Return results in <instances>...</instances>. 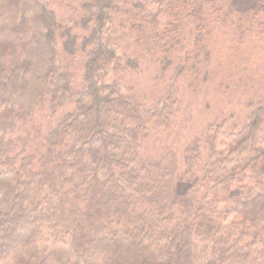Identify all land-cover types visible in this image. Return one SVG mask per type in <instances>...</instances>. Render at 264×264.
Returning a JSON list of instances; mask_svg holds the SVG:
<instances>
[{
    "label": "trees",
    "instance_id": "trees-1",
    "mask_svg": "<svg viewBox=\"0 0 264 264\" xmlns=\"http://www.w3.org/2000/svg\"><path fill=\"white\" fill-rule=\"evenodd\" d=\"M63 1L78 11L59 21L51 0H0V264H264V100L243 128H208L201 178L195 146L183 175L146 160L144 137L177 125L175 84L137 102L120 83L136 60L114 29L118 1ZM243 6L264 14V0ZM60 40L69 57L90 47L79 88ZM46 104L74 108L35 158L13 132Z\"/></svg>",
    "mask_w": 264,
    "mask_h": 264
},
{
    "label": "rangeland",
    "instance_id": "rangeland-1",
    "mask_svg": "<svg viewBox=\"0 0 264 264\" xmlns=\"http://www.w3.org/2000/svg\"><path fill=\"white\" fill-rule=\"evenodd\" d=\"M117 1L114 29L136 60L120 83L146 107L164 98L173 83L177 90V125L148 133L142 140L144 157L159 161L163 156L183 175L188 149L195 146L200 152L195 173L201 178L210 158L208 128L227 122V130L237 131L264 100V14L246 10L247 0H196L195 5L192 0ZM149 2H154L152 11L147 10ZM220 2L222 8L215 10ZM51 8L59 21L70 19L76 10L63 0H51ZM126 10L133 13L130 18L124 17ZM58 51L71 63L74 88H79L90 47L69 57L60 40ZM73 108L69 104L53 113L46 104L34 121L19 122L13 132L19 151L35 158L43 155L46 137Z\"/></svg>",
    "mask_w": 264,
    "mask_h": 264
}]
</instances>
